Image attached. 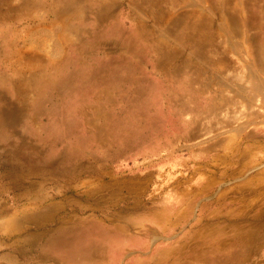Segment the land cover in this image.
Wrapping results in <instances>:
<instances>
[{
  "label": "rangeland",
  "instance_id": "1",
  "mask_svg": "<svg viewBox=\"0 0 264 264\" xmlns=\"http://www.w3.org/2000/svg\"><path fill=\"white\" fill-rule=\"evenodd\" d=\"M0 264H264V0H0Z\"/></svg>",
  "mask_w": 264,
  "mask_h": 264
}]
</instances>
